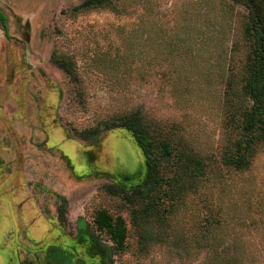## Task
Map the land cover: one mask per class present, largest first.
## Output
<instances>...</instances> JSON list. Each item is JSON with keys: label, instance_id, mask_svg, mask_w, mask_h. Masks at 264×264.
<instances>
[{"label": "rangeland", "instance_id": "rangeland-1", "mask_svg": "<svg viewBox=\"0 0 264 264\" xmlns=\"http://www.w3.org/2000/svg\"><path fill=\"white\" fill-rule=\"evenodd\" d=\"M83 1L0 0L9 24L7 37L0 23V264H58L69 251L55 242L77 228L108 247L109 264H206L211 243L223 259L264 264V141L246 166L229 164L252 104L251 10L264 33V0L76 10ZM132 113L178 144L169 155L155 148L163 182L150 215L122 191L147 174L140 145L116 126ZM175 177L186 183L176 196ZM101 209L125 220L123 246L97 226Z\"/></svg>", "mask_w": 264, "mask_h": 264}, {"label": "trees", "instance_id": "trees-1", "mask_svg": "<svg viewBox=\"0 0 264 264\" xmlns=\"http://www.w3.org/2000/svg\"><path fill=\"white\" fill-rule=\"evenodd\" d=\"M97 7H107L114 11L117 10V6L113 3V0H84L79 5H77L75 9L79 10L83 8L90 9ZM250 19L251 24L249 28L252 29V35L254 36L255 49L244 88L246 90V95L251 98L252 104L249 105L243 113V122L241 124V134L243 137L237 139L236 153L229 161V164H233L237 168L246 166L248 164L247 155L252 151L258 142L264 141V49L262 46L264 33L261 19L259 18L255 9L251 10ZM0 23L6 36L9 37L7 15L2 9H0ZM57 63L66 72L71 74V70L66 67L64 61L57 60ZM116 126L126 127L130 130L134 139L140 145L147 164V174L143 182L134 187V189L130 192L122 190L123 195L125 198H132V196L143 198V200L146 201V206H143L142 211H146L147 214L150 215L153 213V210H155V206L157 207L155 201L162 195L160 193V181H162L160 180V163L155 155V148L159 146L161 147L163 153L169 155L171 153L172 146H177L178 144H175L174 141H171L172 137H168L163 132V128L160 129L155 125V123L149 122L145 116H140L135 113L124 116L116 124ZM111 127H113L112 124H107L105 129H110ZM102 131L103 129L94 131V136H97V134H100ZM184 156L185 157L182 161L183 164L187 166L190 165V168L192 165L193 169L195 170L194 174L197 175L200 171L205 173V170L202 167L204 163L201 158L194 157L190 154ZM174 182L181 184L178 185ZM174 182L170 183L171 191L174 192L173 195L175 196L180 195L186 186V183L183 182V177H175ZM167 193L169 194V191H163V194ZM63 208V206H60L59 208V217L61 220L65 218V212ZM95 221L99 228L105 229L110 234L111 239L115 243L116 247H121L124 245L128 228L125 220L121 216L113 218L110 213L101 209L97 212ZM215 248L216 245L214 243L208 244L209 254L206 258V264H240L236 258H229V260L223 259L221 256H216L214 253L216 250Z\"/></svg>", "mask_w": 264, "mask_h": 264}, {"label": "flooded vegetation", "instance_id": "flooded-vegetation-1", "mask_svg": "<svg viewBox=\"0 0 264 264\" xmlns=\"http://www.w3.org/2000/svg\"><path fill=\"white\" fill-rule=\"evenodd\" d=\"M58 218L61 220L59 217V210ZM67 239L68 240L65 242H55V246L59 247L58 250L60 248H65V250L69 251V257L63 256L64 254H60L56 257L55 261L58 262V264H109L108 247L98 241L91 232L85 230L81 231L77 228V233L73 236H68Z\"/></svg>", "mask_w": 264, "mask_h": 264}]
</instances>
